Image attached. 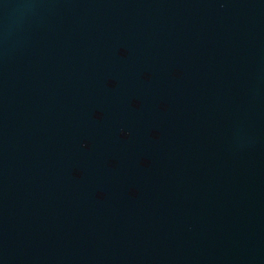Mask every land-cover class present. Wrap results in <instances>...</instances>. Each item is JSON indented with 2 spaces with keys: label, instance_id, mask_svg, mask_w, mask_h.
I'll use <instances>...</instances> for the list:
<instances>
[{
  "label": "water",
  "instance_id": "95a60500",
  "mask_svg": "<svg viewBox=\"0 0 264 264\" xmlns=\"http://www.w3.org/2000/svg\"><path fill=\"white\" fill-rule=\"evenodd\" d=\"M0 264H264V0H0Z\"/></svg>",
  "mask_w": 264,
  "mask_h": 264
},
{
  "label": "snow or ice",
  "instance_id": "6c2138e0",
  "mask_svg": "<svg viewBox=\"0 0 264 264\" xmlns=\"http://www.w3.org/2000/svg\"><path fill=\"white\" fill-rule=\"evenodd\" d=\"M121 135H127L125 132H121Z\"/></svg>",
  "mask_w": 264,
  "mask_h": 264
}]
</instances>
